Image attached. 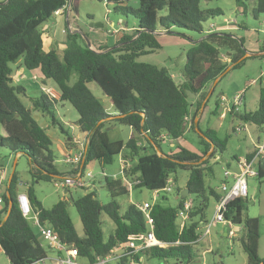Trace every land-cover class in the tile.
<instances>
[{
	"label": "trees",
	"instance_id": "1",
	"mask_svg": "<svg viewBox=\"0 0 264 264\" xmlns=\"http://www.w3.org/2000/svg\"><path fill=\"white\" fill-rule=\"evenodd\" d=\"M76 0H5L0 3V125L5 135L0 136V146L11 153L27 157L32 178L55 181L56 178L74 175L80 170L68 165L63 175L55 164L51 153L52 139L48 135L49 126H57L64 133L56 117L57 104L67 103L76 112L74 123L78 132L86 140L81 172L93 161L100 165H110L114 156H122L128 167L122 172L123 178L135 187H143L151 192H160L169 182V177L177 170L188 171L184 189L188 196L181 198L184 189L176 192L177 205L165 206L160 201L153 203L150 215L153 219L155 238L166 246L152 247L134 255H125L116 264H128L140 256L143 264L159 261L161 264H194L203 250L200 245V229L205 227L206 210L210 202L213 206L221 194L217 188L207 185L213 176L209 158L222 156L225 141H219L213 132L207 130L199 136L203 147L200 151H190L180 146L187 130L195 133V110L190 112L186 93L199 96L207 85L215 82L229 65L238 67L244 56L243 43L225 32L204 33L203 24L222 15L219 9H202V3L215 0H136L137 7L128 6L131 0H96L112 8L120 17L131 16L134 28L122 32L120 38L108 50L99 45L97 51L86 45L81 47L77 33L66 32L64 48L59 58L53 50H44L43 33L40 26L54 18L55 12L63 9L75 11ZM244 12L253 0H232ZM64 12V13H63ZM253 16L262 15L264 21V0H255ZM60 15V14H59ZM178 28L202 35L185 54L182 83L176 84L171 74L163 67L142 63L139 58L160 49L155 33ZM88 40V36L84 35ZM107 50V51H106ZM258 52H264V38L258 45ZM19 62L26 71H37L43 85L50 81L57 93L54 99L42 90L38 96L30 98L26 107L20 96L26 95L23 86L14 81L11 65ZM18 65V67H19ZM34 77V76H33ZM36 80V78H35ZM94 83L102 97L110 103V111L101 99L95 97L88 88ZM49 119L48 126H41L40 118ZM230 114L243 124L264 129V87L258 91L256 109L240 112L232 108ZM189 116H191L189 118ZM104 123L130 128L132 135L126 141L110 140ZM163 136L164 138H160ZM74 147L77 139L67 135ZM168 141L172 150L161 152L160 143ZM153 151L142 154L146 148ZM160 154H156V152ZM215 155V156H214ZM254 152L247 154L252 159ZM237 157L232 156L225 163L231 169ZM259 179L264 177L263 167L257 170ZM224 179L220 182L223 183ZM14 174L0 194V250L9 264H32L47 259L49 248L42 245V238L35 233L17 206L14 192ZM103 187L110 201L102 205L94 191H87L77 198L57 201L45 209L35 198L31 187H27L31 215L40 225L50 228L59 241L76 250L78 260L93 263L98 257H105L119 245L127 243L128 237L147 231L144 216L137 206L129 204L121 212L117 198L127 195V189L118 180L103 179ZM69 191V188L65 190ZM11 204H9V199ZM165 200V197L161 198ZM190 202L187 210L184 204ZM74 207L81 223L83 236L79 237L68 213V206ZM247 199L236 198L223 209L224 220L241 230L236 238L246 255V264H264V257L257 255L259 222L246 216ZM186 216L180 220L179 214ZM106 215L114 229L105 238L101 226V215ZM49 264H51L49 262Z\"/></svg>",
	"mask_w": 264,
	"mask_h": 264
},
{
	"label": "rangeland",
	"instance_id": "2",
	"mask_svg": "<svg viewBox=\"0 0 264 264\" xmlns=\"http://www.w3.org/2000/svg\"><path fill=\"white\" fill-rule=\"evenodd\" d=\"M4 0H0V3ZM128 6L132 8L137 7V1L131 0ZM202 9H219L222 15L208 20L203 24L204 31L210 24L215 27L228 26L229 29L225 31L236 40H241L243 43L242 50L244 55L246 52H251V49L258 46L264 38V21L262 15L258 14L253 16L252 10L255 8V0L249 3L247 10L244 12L238 9L232 0H215L208 3L201 4ZM69 10V8H66ZM64 13V12H63ZM67 13V11H66ZM65 14V13H64ZM68 20L63 19L62 24L56 18H53L46 23L42 24L39 30L43 33L44 37V50H53L60 58L65 43L66 32L77 33L81 39L78 44L81 47L87 46L88 40L84 35L91 34L102 41V45L111 48L120 38L122 32L115 34V31L120 27V21L127 22V26L123 33L128 34L129 29L134 27L135 20L131 17H120L112 8L106 6L104 3L96 0H76L75 11L70 13L69 10ZM73 19V20H72ZM225 20V21H224ZM72 21L70 27L68 22ZM61 30H63L61 33ZM61 39H56L57 37ZM160 49L154 53L144 55L139 58V61L146 64H151L157 67L165 68L172 76L176 84L182 83V70L185 63V54L187 50L197 42L202 35L194 32L175 28L170 33L160 32L155 35ZM47 41L52 42V47H48ZM96 50V47L93 48ZM243 62L236 68L229 65L227 71L223 73L215 82L207 85L206 89L201 95L195 96L186 93L187 101L189 103L190 112L195 110L196 104L199 107L195 110V115L198 118L196 123L195 133L187 130L180 141V146L190 151H200L203 145L199 136L207 130L214 133L219 141H225L224 152L219 159V156L209 158L210 151L204 157L210 160V165L213 170V176L207 179V185L215 187L219 191L220 182L223 179V173L226 170L234 171L233 168L227 169L226 162L229 158L244 157L252 152L253 143L256 140L262 141L264 134L262 131L250 124H243L237 117L230 114V110L234 108L233 100L236 96H242V103L238 107V111H254L257 105L258 91L260 87H264V55L246 57L242 59ZM241 60V61H242ZM20 61L11 65L14 73V81L21 85L26 90L25 96H20V100L26 107H30V98L38 96V90L43 92H51L57 97V93L52 87L50 81L41 82V76L37 71L29 72L19 65ZM19 65V67H18ZM36 80H32V77ZM88 88L91 93L101 99L104 107L109 109V101L102 97L100 89L94 83H89ZM236 110V109H235ZM34 115L40 118L41 122H47V117H41L40 114L34 112ZM56 119L59 121L64 130L62 133L57 126H49L50 137L52 139V146L50 148L53 155L54 164L57 170L63 175L68 170V166L63 163V155L69 154L71 157L77 153V148L72 143H67V135L72 139L82 140L83 135L80 134L75 127L74 123L77 120L76 112L67 103L57 104ZM191 116H189L190 118ZM45 126V125H44ZM236 128H241L236 132ZM103 130L106 131L110 140L126 141L128 128L119 125H109L104 123ZM5 132L0 125V136H4ZM199 135V136H198ZM67 148L62 153L63 148ZM142 154H149L153 150L145 147ZM161 152L167 154L170 150L173 151L172 146L167 142L160 143ZM122 156H114L110 165H100L97 161L88 163L83 171L84 180L86 181L85 188L70 187L69 191L61 190L55 187L53 181L37 180L32 178L29 173L30 164L26 156L15 155L5 147L0 146V169L3 170V179L1 186L4 188L8 185L12 175L15 176L14 192L18 190L25 191L27 187H31L35 198L41 203L45 209L51 208L57 201L66 200L69 196L77 198L84 195L87 191H94L97 200L100 204L106 205L110 201L107 191L103 187V179L110 178L118 180L127 189V195H121L117 198L122 212L127 205H142L143 203L153 204L160 201L165 206L175 207L177 205L176 192L178 189H184L186 180L188 178V171L177 170L169 177V192L160 191L157 196L153 192L143 188L135 187L130 182L123 178L121 173ZM259 161L253 162V169L257 172ZM264 171V160H263ZM90 174V177H87ZM64 177V176H62ZM59 177V178H62ZM247 181V211L246 216L256 218L259 222V239L257 255L259 258L264 257V177L259 179L257 176L248 177ZM3 189H0V192ZM220 192V191H219ZM165 197V200L161 198ZM68 213L73 223L76 234L79 237L83 236L78 215L72 206H68ZM213 216V202L209 203L206 210L205 220L207 226L211 222ZM33 216L30 214L27 217L29 224L33 231L38 233L36 227L33 225ZM103 235L106 238L114 229L113 223L109 218L102 214L100 217ZM205 227L200 229L201 239L200 245L203 253L200 257L196 258L194 264H246V255L243 252L238 241L228 239L224 236L226 229L220 224H213L210 226V232L205 235ZM42 245L46 247V242L42 241ZM54 252L49 250L47 258H53ZM79 263L85 264V261L78 260ZM161 264L159 261H153ZM0 264H9L8 259L0 250ZM47 264H49L47 262ZM109 264H116L111 262Z\"/></svg>",
	"mask_w": 264,
	"mask_h": 264
},
{
	"label": "built area",
	"instance_id": "3",
	"mask_svg": "<svg viewBox=\"0 0 264 264\" xmlns=\"http://www.w3.org/2000/svg\"><path fill=\"white\" fill-rule=\"evenodd\" d=\"M63 9L55 12L54 15H59ZM225 21V20H224ZM218 27H215L213 24L209 25L207 29L204 31L205 34H209L218 30ZM220 30V29H219ZM32 80H35V77H32ZM48 95L52 98L56 99L57 97L51 93L46 91ZM242 103V96H236L233 100L234 109L238 110V107ZM241 128H236L235 131L239 132ZM264 134V131H263ZM160 138H164L161 136ZM77 147V153L74 156H70L65 153L63 155V163L67 166L76 167L80 164V170L75 172L74 175H67L62 178H56L54 181V185L56 188L61 190H66L70 187L75 188H85L86 181L84 180V174L81 172V163L83 161V154L86 147V140H75ZM253 158L247 159L246 157L237 158L234 163V171L226 170L223 173L224 182L220 184V198L213 206V216L211 218V222L208 226H205V235H208L210 232V226L213 224L220 223L225 229V236L228 239H234L238 235V232L241 230L239 226H232L228 221L224 220L223 217V209L224 207L235 200L236 198H246L247 196V181L248 177L257 176V172L253 169V162L258 160H262L264 158V137L262 141L257 140L256 143L253 144ZM128 167V163L122 160L121 165V173L125 168ZM3 170L0 169V185L3 179ZM90 174H87V177H90ZM163 192H169L170 186L169 182L166 187L162 189ZM158 191H154L153 194L157 196ZM17 206L24 218L31 214L29 200L26 194H18L16 196ZM152 204L143 203L142 205H137L138 209L144 216L145 225L147 231L145 233L134 234L128 237L127 243L124 245L117 246L114 250L110 251L105 257H98L91 264H109L111 262L119 261L125 255H134L142 252L145 249H149L152 247L158 246H166L162 242L158 241L153 233L154 225L153 219L150 215V209ZM190 206V202H186L184 204V210H187ZM33 225L36 227L38 234L42 238L44 242H46L49 250L54 252L53 258H47L46 260H39L32 264H47V262L51 264H81L78 261V256L76 250L66 245L62 244L59 239L53 234L52 230L46 226H42L38 223L37 218L33 216ZM180 220H184L186 218L185 214L181 212L179 214ZM128 264H143V258L140 256L136 261L130 260Z\"/></svg>",
	"mask_w": 264,
	"mask_h": 264
},
{
	"label": "crops",
	"instance_id": "4",
	"mask_svg": "<svg viewBox=\"0 0 264 264\" xmlns=\"http://www.w3.org/2000/svg\"><path fill=\"white\" fill-rule=\"evenodd\" d=\"M5 1V0H4ZM3 1V2H4ZM68 17H69V15H67V13L65 12V14L64 15H62V14H60V15H55L54 16V18H56V20L59 22V26L62 24V22H63V19H64V21H65V19H67L68 20ZM73 20V19H72ZM72 24H74L72 21H69L68 22V26L70 27ZM120 27L115 31V34H118V33H120V32H123L124 31V29L122 28V25L124 24V27H126L127 26V22H123L122 20L120 21ZM211 25V24H210ZM134 27H132V28H130L128 31L130 32L132 29H133ZM219 29L218 30H215L214 32H225L227 29H229V27L228 26H225V25H223V26H220V27H218ZM63 30H61V33H63L62 32ZM64 34V33H63ZM158 34H160V32H157V33H155V35H158ZM57 35H59V37H57L56 39H61V37H60V34H57ZM87 36H88V42H89V44H90V48L91 49H93L94 47H96V50L95 51H97V48H98V46L99 45H102V41H100L99 40V38H97V37H94V35H91V34H87ZM199 40H201V38L199 39ZM198 40V41H199ZM197 41V42H198ZM45 43V42H44ZM47 44H48V47H52V42L51 41H47ZM64 48V47H63ZM94 50V49H93ZM98 52H100V51H98ZM251 52H258V46H255L254 48H252L251 49ZM197 97V96H196ZM108 109V108H107ZM110 111V104H109V109H108V112ZM197 121H198V118L196 117L195 118V120H194V124H196L197 123ZM40 124H41V126H46V124H47V122H41L40 121ZM263 131H264V129H263ZM263 131H262V133H263ZM48 133V135L50 136V132L48 131L47 132ZM131 135H132V131H131V129L130 128H128V131H127V137H126V140L127 139H129L130 137H131ZM258 140V139H257ZM257 140H256V142H257ZM165 142H167L170 146H172V144H170L168 141H165ZM67 143H71V141H68L67 140ZM143 147H147V148H149V149H151L150 147H148L147 145H145L143 142H141L140 143ZM254 144V143H253ZM253 144H252V146H253ZM65 150H67V148L65 147V148H63L62 149V153L65 151ZM252 151H253V149H252ZM251 153V152H250ZM156 154H160L158 151L156 152ZM249 154V153H248ZM245 157V156H244ZM237 158H239V157H237ZM263 160H264V158L262 159V160H260L259 161V164H261V166L263 167ZM231 168H233L234 169V162L232 163V165H231ZM67 171V170H66ZM3 182V181H2ZM0 189H3L1 192H0V194L2 193V192H5L6 191V187H2L1 185H0ZM27 189V188H26ZM18 194H26V190L25 191H23V190H18ZM146 203V202H145ZM224 236H225V234H224ZM146 264H157L156 262H153V261H150V262H148V263H146ZM167 264H171V263H167Z\"/></svg>",
	"mask_w": 264,
	"mask_h": 264
},
{
	"label": "water",
	"instance_id": "5",
	"mask_svg": "<svg viewBox=\"0 0 264 264\" xmlns=\"http://www.w3.org/2000/svg\"><path fill=\"white\" fill-rule=\"evenodd\" d=\"M69 14V10H67V15ZM200 41V40H199ZM87 47L90 49V50H92V51H94V52H97V53H100V52H98V51H95V50H93V49H91L90 48V44H89V42H87ZM112 48H109L108 50H111ZM107 51V50H106ZM259 55H264V52H255V53H250V52H246L245 53V55L241 58V60L243 59V58H246V57H252V56H259ZM240 60V61H241ZM227 71V70H226ZM225 71V72H226ZM224 72V73H225ZM222 75V74H221ZM220 75V76H221ZM195 127H196V124H195ZM188 196V191H187V189H184L182 192H181V198H186ZM7 197H8V199H9V196L7 195ZM9 204H11V200L9 199Z\"/></svg>",
	"mask_w": 264,
	"mask_h": 264
}]
</instances>
